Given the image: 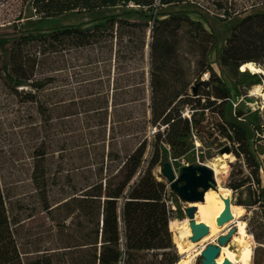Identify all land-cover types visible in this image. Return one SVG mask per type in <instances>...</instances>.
I'll return each mask as SVG.
<instances>
[{"label":"rangeland","instance_id":"obj_1","mask_svg":"<svg viewBox=\"0 0 264 264\" xmlns=\"http://www.w3.org/2000/svg\"><path fill=\"white\" fill-rule=\"evenodd\" d=\"M140 10L119 5L91 13L71 12L44 18L36 15L30 0H0V30L45 31L79 23H85L83 29L93 30L106 23L101 20L104 16ZM186 11L217 36L218 48L209 55V63L229 86L238 88L225 111L228 121L244 130L247 141L238 147V142L226 144L215 133L223 145L210 148L207 141L211 135L192 134L187 154L174 158L165 146L162 163L171 160L179 174L183 166L195 163L212 168L216 157L228 154L224 159L228 173L223 184L231 189V204L245 207L243 220L253 250L250 264H264V140L257 130L264 127V101L252 95L258 85L264 91V76L248 87L243 82L244 72L234 75L219 62L233 26L247 15L264 14V0H187L160 10L164 17ZM128 17L143 20L138 13ZM191 29L185 26L178 39L184 64L193 70L197 51L190 46ZM147 40L149 43V36ZM16 53V69L30 74L31 81L55 78L41 90L31 85L14 89L6 84L0 69V182L10 215L16 221L13 228L19 250L25 261L49 255L54 264H92L93 224L80 211L79 200L92 185L119 183L124 162L142 140L147 139L146 151L134 179L152 156L156 130L149 122V48L146 47L142 61L116 60L108 49L99 46L53 48L48 42L18 45ZM209 77L205 73L201 81ZM184 112L189 115L187 108ZM225 148L229 151L222 153ZM161 167L162 164L157 165L154 173L169 183ZM168 189V204L173 209L169 230L180 260L186 255L179 252L176 242L180 230L172 222L181 224L190 204L181 200L170 184ZM123 201L120 196L119 215ZM209 243L214 242L206 245ZM121 250L123 264L125 248L121 246ZM171 257L159 252L154 259L165 258L167 264ZM200 262L198 255L193 264Z\"/></svg>","mask_w":264,"mask_h":264},{"label":"trees","instance_id":"obj_2","mask_svg":"<svg viewBox=\"0 0 264 264\" xmlns=\"http://www.w3.org/2000/svg\"><path fill=\"white\" fill-rule=\"evenodd\" d=\"M186 1L30 0L36 15L44 18H56L71 12L91 13L119 5L136 6L141 10L104 16L101 20H106V23L96 25L93 30L83 29L85 23L45 31L0 30V69L6 84L14 89L31 85L41 90L55 80L54 77H44L31 81L30 74L24 75L16 69V47L21 44L48 42L53 48L70 45L83 49L99 46L114 54V59L123 61L144 60L145 49L149 45V122L156 130L152 156L147 167L134 179L146 151L147 139L142 140L124 162L121 170L123 179L119 183L107 181L106 186L102 182L92 185L79 200L80 211L88 215L93 224L92 264L122 263L120 215L126 236L123 264H164L165 258L161 261L154 259L159 252L164 257L171 254L167 264H176L179 255L169 230L173 213L167 197L169 183L159 180L154 173L155 167L165 162L162 163L164 147H168L174 158H179L190 151L188 138L192 134L200 137L202 133L211 135L207 141L210 148L222 147L219 135L226 144L227 141L233 145L238 142V147L247 141L244 130L229 122L225 111L233 92L238 94V88L229 86L209 63V55L219 44L216 34L209 32L200 20L192 19L188 11L167 17L160 12L166 5ZM132 13H138L143 20L129 18ZM185 26L192 28L190 46L197 51L193 70L191 65L184 64L178 39ZM219 62L222 68H228L234 75L241 74L242 65L248 62L264 68V14L247 15L233 26ZM205 73L210 77L201 81ZM242 74L244 85L248 87L255 85L256 79L262 76L247 70ZM185 108L189 115L185 114ZM257 130L264 140V127L259 126ZM215 133L219 135L214 137ZM120 196L124 201L119 215ZM15 223L0 182V264H54L49 255L30 261L23 259L14 234Z\"/></svg>","mask_w":264,"mask_h":264},{"label":"bare ground","instance_id":"obj_3","mask_svg":"<svg viewBox=\"0 0 264 264\" xmlns=\"http://www.w3.org/2000/svg\"><path fill=\"white\" fill-rule=\"evenodd\" d=\"M241 70H249L254 73H264V68L255 62H248L242 65ZM261 85L256 86L252 95L261 97L264 101V91L261 90ZM228 154L216 157L211 162V167L214 170V177L217 181L215 188L208 189L204 194V200L191 203L197 207L195 219L197 222L204 221L210 226V233L198 242H192V228L190 219L185 218L181 224L172 222L179 229L177 239V247L181 254H185V258H181L177 264H193L196 256L200 255L208 241L216 243L218 236L228 234L235 227L236 233L232 236L230 242L221 247V253L218 257V263L221 264L227 258L233 264H250L252 260V247L249 240L247 223L243 220L245 215V207L239 204H231L232 219L223 226L218 227L216 222L225 208L224 198L231 197V189L223 184V180L227 177V167L224 159ZM235 248V249H233Z\"/></svg>","mask_w":264,"mask_h":264},{"label":"water","instance_id":"obj_4","mask_svg":"<svg viewBox=\"0 0 264 264\" xmlns=\"http://www.w3.org/2000/svg\"><path fill=\"white\" fill-rule=\"evenodd\" d=\"M149 48V45H148ZM242 72L246 70H241ZM251 72V71H250ZM254 73V72H251ZM264 76L263 72L258 73ZM228 152L229 148L222 150V153ZM161 173L168 180L171 190L175 192L178 197L188 202L189 204L200 202L204 200L205 192L210 188L217 186V181L214 177V171L204 163H195L183 166L179 174H176L171 160H167L162 164ZM225 208L217 218V226L221 227L233 217L231 211V197L224 198ZM197 207L189 205L185 212L190 219L192 228V242H198L210 233V226L204 222H197L195 219ZM236 233V228L233 227L228 234L218 236L216 243H209L201 252L200 264H219L218 257L221 253V247L230 242L232 236ZM221 264H233L230 259H225Z\"/></svg>","mask_w":264,"mask_h":264},{"label":"built area","instance_id":"obj_5","mask_svg":"<svg viewBox=\"0 0 264 264\" xmlns=\"http://www.w3.org/2000/svg\"><path fill=\"white\" fill-rule=\"evenodd\" d=\"M119 225L121 230V246L123 247L126 242V236L124 234V222L122 221L121 215L119 216Z\"/></svg>","mask_w":264,"mask_h":264}]
</instances>
